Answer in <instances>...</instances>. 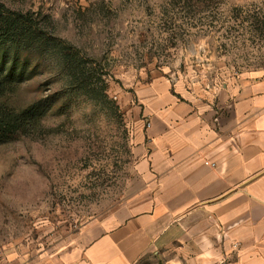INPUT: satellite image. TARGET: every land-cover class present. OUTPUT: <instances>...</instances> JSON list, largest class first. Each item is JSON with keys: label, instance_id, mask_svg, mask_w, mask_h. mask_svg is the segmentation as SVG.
<instances>
[{"label": "rangeland", "instance_id": "374dc122", "mask_svg": "<svg viewBox=\"0 0 264 264\" xmlns=\"http://www.w3.org/2000/svg\"><path fill=\"white\" fill-rule=\"evenodd\" d=\"M0 2L34 12L43 33L87 69L83 84L58 51L17 56L15 76L26 73L2 101L48 111L27 135L0 142V264H47L61 243L127 198L133 128L114 96L123 81L141 73L212 84L264 66V0Z\"/></svg>", "mask_w": 264, "mask_h": 264}, {"label": "crops", "instance_id": "0c3cea01", "mask_svg": "<svg viewBox=\"0 0 264 264\" xmlns=\"http://www.w3.org/2000/svg\"><path fill=\"white\" fill-rule=\"evenodd\" d=\"M114 96L133 128L129 195L47 264H264V66L212 84L140 73Z\"/></svg>", "mask_w": 264, "mask_h": 264}, {"label": "trees", "instance_id": "16d2710c", "mask_svg": "<svg viewBox=\"0 0 264 264\" xmlns=\"http://www.w3.org/2000/svg\"><path fill=\"white\" fill-rule=\"evenodd\" d=\"M47 25H50L49 23ZM51 36H46L34 12L11 10L0 2V142H8L30 133L41 123L43 115L48 111L41 103H33L17 110L5 104L2 98L13 92L24 78L26 70H21L19 78L15 76L19 66L17 57L21 51L59 52L60 60L68 75L75 82L85 83V62L69 46ZM15 54L10 60L6 54ZM28 64L22 62L21 68ZM44 109V110H43Z\"/></svg>", "mask_w": 264, "mask_h": 264}, {"label": "built area", "instance_id": "2783aa9c", "mask_svg": "<svg viewBox=\"0 0 264 264\" xmlns=\"http://www.w3.org/2000/svg\"><path fill=\"white\" fill-rule=\"evenodd\" d=\"M150 125V123H147V126H149ZM208 164V163H207ZM212 166H214V164H211Z\"/></svg>", "mask_w": 264, "mask_h": 264}]
</instances>
